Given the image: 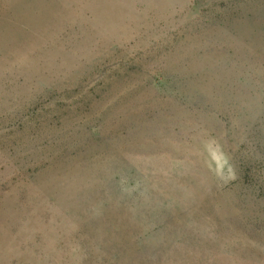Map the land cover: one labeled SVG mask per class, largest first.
<instances>
[{
  "label": "rangeland",
  "instance_id": "1",
  "mask_svg": "<svg viewBox=\"0 0 264 264\" xmlns=\"http://www.w3.org/2000/svg\"><path fill=\"white\" fill-rule=\"evenodd\" d=\"M0 264H264V0H0Z\"/></svg>",
  "mask_w": 264,
  "mask_h": 264
}]
</instances>
